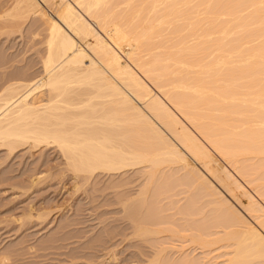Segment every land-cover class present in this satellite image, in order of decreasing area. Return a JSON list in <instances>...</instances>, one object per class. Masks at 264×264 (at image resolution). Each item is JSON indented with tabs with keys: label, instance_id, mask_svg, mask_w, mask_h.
Returning a JSON list of instances; mask_svg holds the SVG:
<instances>
[{
	"label": "bare ground",
	"instance_id": "1",
	"mask_svg": "<svg viewBox=\"0 0 264 264\" xmlns=\"http://www.w3.org/2000/svg\"><path fill=\"white\" fill-rule=\"evenodd\" d=\"M13 10L36 19L45 50L40 73L0 78V148L53 147L85 184L140 170L121 203L135 235L160 232L141 223L147 187L196 191L168 200L200 219H184L152 264H264V0H14L0 18ZM196 165L241 191L255 224Z\"/></svg>",
	"mask_w": 264,
	"mask_h": 264
},
{
	"label": "rangeland",
	"instance_id": "2",
	"mask_svg": "<svg viewBox=\"0 0 264 264\" xmlns=\"http://www.w3.org/2000/svg\"><path fill=\"white\" fill-rule=\"evenodd\" d=\"M13 4L14 0H0V16ZM53 8H47V14H54ZM35 20L20 19L19 10L0 18L1 79L20 74L24 67L25 70L30 68L28 72L33 70L32 75L36 73L34 70L40 73V58L45 50L42 43L46 36ZM78 45L82 48L84 44L78 42ZM84 47L82 49L86 50ZM215 158L220 166L226 167L220 158ZM198 169L224 198L255 224L245 212L247 199L240 194L241 191L236 189L235 192L230 185L228 189L234 192V198L200 165ZM138 171L129 170L121 174L98 172L85 184L81 177H75L66 168L63 158L53 147L31 150L22 146L10 155L0 148V256L6 259L3 264H152L151 259L159 244L169 241L170 233L179 230L184 219L188 225L191 220L196 225L199 222L195 221L200 217L183 218L176 215L171 205H167L168 200L181 205L187 193L196 191L180 186L162 194L149 186L144 197L154 205L153 217L141 223L160 232L135 235L136 225L127 218L121 203L141 189L144 179ZM219 175L222 182V173ZM242 184L250 191L245 183ZM182 187L186 188V193ZM196 193L193 195L196 197L195 207L204 206L208 198ZM252 195L259 200L254 193ZM169 196L170 199L167 198ZM206 207L207 204L204 212L208 209ZM146 209L142 208L139 215H145ZM195 245L191 247H195L194 254L198 256L200 250ZM170 256L175 258L176 254L167 250L163 259Z\"/></svg>",
	"mask_w": 264,
	"mask_h": 264
}]
</instances>
